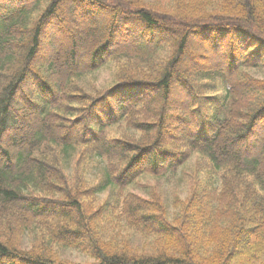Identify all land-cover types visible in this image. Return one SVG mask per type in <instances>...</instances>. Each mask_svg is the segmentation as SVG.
Here are the masks:
<instances>
[{
    "label": "trees",
    "instance_id": "1",
    "mask_svg": "<svg viewBox=\"0 0 264 264\" xmlns=\"http://www.w3.org/2000/svg\"><path fill=\"white\" fill-rule=\"evenodd\" d=\"M79 7L107 17L84 20L83 62L66 26ZM174 8L0 0V264H264V0ZM194 35L214 40L213 65L189 55ZM107 61L110 86L76 81ZM194 152L185 196L124 192Z\"/></svg>",
    "mask_w": 264,
    "mask_h": 264
},
{
    "label": "rangeland",
    "instance_id": "2",
    "mask_svg": "<svg viewBox=\"0 0 264 264\" xmlns=\"http://www.w3.org/2000/svg\"><path fill=\"white\" fill-rule=\"evenodd\" d=\"M182 2H185L186 0H181ZM176 0H151V5H153L154 7H165L166 9L169 10H173L174 5H175ZM192 2V1H190ZM209 7V6H207ZM79 10L73 14V18L69 19V21L66 22V26H67V30L69 31V33H73L74 39L76 41V48H77V56L80 58L78 59L79 62H83V60L81 59V56L83 55V52L85 50V44L83 43V41L79 40V38H77L78 34L81 32L85 31V25L86 23L84 22V20L86 18H88L87 16H89L90 18L93 16L96 19H99L98 21H103L105 20V16L101 15V14H97L95 11H93V9L87 8L88 11L87 13H85V9L83 11V8H78ZM208 9V8H207ZM81 12H84L87 15H82ZM97 16V17H96ZM73 20V21H71ZM120 23H124V21H121ZM59 40L56 39L55 42V46H57V41L60 42L61 44V49L63 48H67L70 46L71 44V37L67 36V33H60L59 35ZM196 37H192L190 39V43H189V47H188V53L189 55H197L198 57H200L198 60L199 62H202V64L208 65V64H212L213 65V56L214 54H212L211 52L208 53L212 47H213V39H207L204 40L202 42V40L200 39L201 37L198 35H194ZM58 37V36H57ZM208 41V42H207ZM58 42V43H59ZM238 42H240L238 40ZM121 44H128V42H124L122 41ZM119 43H116L114 46H118ZM209 50V51H208ZM205 57L207 58L209 61H204L202 60L201 57ZM61 57H54V62L57 63L58 68L62 67L61 64ZM181 61L185 62V63H192V60L190 59V56L188 55H183L181 57ZM117 70V66L115 65L114 61H107L105 64L98 66L97 68H95V70H92L91 72H87L84 74L82 80L77 79L76 81H78L79 84L83 85L87 90L91 89L92 87H97V88H101L104 89L108 86H110L112 83L115 82V73ZM56 72V70H55ZM252 74L257 75V76H261L262 72L257 70V69H252L250 71ZM31 81V79H28ZM176 89V88H175ZM175 93L178 94L179 90H174ZM174 127L171 129H168L167 131H173ZM116 132V131H115ZM118 132V131H117ZM262 134V132H260V135ZM136 136H139V134H136ZM264 138V135L262 134V138ZM165 139V137L163 138ZM17 144V143H16ZM231 152H239V150H231ZM197 159V157H196ZM193 161L194 159H191L183 168L185 169V171H188V173H190V169L193 165ZM182 168V169H183ZM182 169H178L177 172L175 174L173 173H169L165 176H162L160 178H152L151 176H142L138 179V182H142L144 184H155L163 193L164 198L169 201L172 194L174 192H177L180 195H185L187 192V187L189 185V180L188 177L186 176L185 173L181 174V170ZM66 171L69 172L70 169H68V167L66 168ZM138 184H132L130 186H128L127 188L124 189V192H128V191H132V192H136V193H142V194H146L147 193V188L141 189L137 187ZM161 193V194H162ZM105 198V195H99L98 199L99 200H103ZM129 235V231H126ZM132 233H130L131 236ZM132 240H137L138 241V236L136 235H132L131 236ZM32 237L28 236V237H23V240L21 241V246L24 248H31L32 244H31V240ZM53 248L55 249V251H57V253L63 257L66 258L68 260L74 261V262H88V258L81 252H79L78 250H75L73 248H68V247H60L57 244L53 245ZM264 263V257L262 258V261Z\"/></svg>",
    "mask_w": 264,
    "mask_h": 264
}]
</instances>
